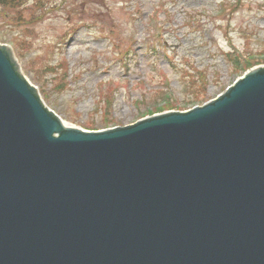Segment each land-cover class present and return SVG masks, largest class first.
I'll return each instance as SVG.
<instances>
[{
    "label": "water",
    "instance_id": "95a60500",
    "mask_svg": "<svg viewBox=\"0 0 264 264\" xmlns=\"http://www.w3.org/2000/svg\"><path fill=\"white\" fill-rule=\"evenodd\" d=\"M10 49L0 264H264V67L188 111L83 131L43 105Z\"/></svg>",
    "mask_w": 264,
    "mask_h": 264
},
{
    "label": "rangeland",
    "instance_id": "374dc122",
    "mask_svg": "<svg viewBox=\"0 0 264 264\" xmlns=\"http://www.w3.org/2000/svg\"><path fill=\"white\" fill-rule=\"evenodd\" d=\"M12 2H0V42L83 130L202 104L264 65V0Z\"/></svg>",
    "mask_w": 264,
    "mask_h": 264
},
{
    "label": "trees",
    "instance_id": "16d2710c",
    "mask_svg": "<svg viewBox=\"0 0 264 264\" xmlns=\"http://www.w3.org/2000/svg\"><path fill=\"white\" fill-rule=\"evenodd\" d=\"M12 1H14V0H0V2L1 3H5V4H13V2Z\"/></svg>",
    "mask_w": 264,
    "mask_h": 264
},
{
    "label": "bare ground",
    "instance_id": "6f19581e",
    "mask_svg": "<svg viewBox=\"0 0 264 264\" xmlns=\"http://www.w3.org/2000/svg\"><path fill=\"white\" fill-rule=\"evenodd\" d=\"M64 125H67L66 123H64Z\"/></svg>",
    "mask_w": 264,
    "mask_h": 264
}]
</instances>
